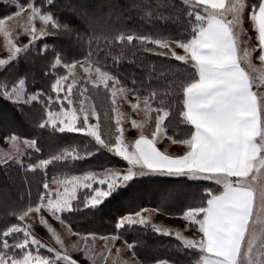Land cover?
I'll list each match as a JSON object with an SVG mask.
<instances>
[{
	"label": "snow or ice",
	"instance_id": "6c2138e0",
	"mask_svg": "<svg viewBox=\"0 0 264 264\" xmlns=\"http://www.w3.org/2000/svg\"><path fill=\"white\" fill-rule=\"evenodd\" d=\"M54 0H40V3H12L15 11L0 17V31L7 41V56L0 58V69L8 65L12 59L33 45L37 40L53 34L63 35L74 44L84 47L88 52L84 60L68 61L62 54L54 55V63H49L52 71L61 67L64 74L58 75L49 89H39L31 94H21L23 87L17 89V83L0 81V95L13 99L21 106L43 100L44 111L39 119L42 128L51 127L59 131H71L93 137L96 142L109 148L115 155L128 162L127 168H101L89 170L82 175L66 176L63 179L52 177L45 179L34 205L18 208L13 215L18 222L3 232L0 241V264H82L74 259L64 245L60 236L48 225L43 215L39 222L48 225L56 238L58 247L43 245L30 224L25 223L32 214L51 213L53 217L65 224L64 212H71L75 202L81 201L82 207H96L103 203L117 188L130 181L137 172L147 169L168 175H186L193 178H205L213 182L214 188L206 190V194L195 206L181 215L183 224L180 228L166 227L153 220V213L166 211L164 208H141L119 218L115 234L101 236L107 241L105 248L110 254L117 240H122L121 248L130 252L128 260L120 258L113 264H148L137 258L135 246L125 239L120 229L151 230L163 236L173 237L181 242L185 249L199 253L200 259L190 264H264V233L257 230L264 227V84L257 86V81L250 72V60L247 51L243 55L241 45L247 40H256L259 49L258 59L264 62V2L252 9L250 18L255 22L258 36L248 37L243 32L244 0L229 3L224 0H184L191 6L190 14L195 17L190 38L176 40L163 36L137 35L132 32H120L113 35L112 43L131 45L138 40L144 51L154 52L158 56L171 57L194 69L195 75L190 82L181 81L176 88L180 95L169 97L168 103L157 100L158 92L152 89L151 83L142 94L141 89L129 88L117 75L94 67V58L109 55L108 49L101 51L100 40L111 33L108 23H101L87 18V13L71 9L76 15L85 19L88 29L82 31L72 23H62L60 19L47 10ZM172 0H155L150 9L163 18V9ZM129 11H143L144 0H130ZM201 10L203 13L201 14ZM229 16L231 17L229 19ZM42 21L43 26L37 28L35 21ZM11 21L16 22V35L23 34L27 43H17L11 31ZM96 44L93 50L92 45ZM155 46V47H153ZM45 49L48 45L44 46ZM177 49L183 50V55ZM50 58L48 59V61ZM249 60L247 64L245 61ZM98 62V60H97ZM115 63V60H113ZM92 73L88 81L96 87L101 84L110 94L111 108L115 113L114 139L103 136L101 121L95 105L85 106V89L77 88L79 96L78 109L65 108L63 101L73 103V86L78 83L76 70ZM18 81V83H22ZM255 89V90H254ZM135 96V102L128 100L135 112H143L144 119H130L133 128L139 129L138 138L127 141L121 126L124 119L117 105L119 101ZM160 106L153 108V102ZM173 103L178 107L173 108ZM178 121L186 124V138L179 139V152H169L157 146L159 139L165 136V121L173 113ZM154 113V116L152 115ZM26 117L31 119L29 113ZM96 117V123H90V117ZM172 122L169 121V124ZM150 124V126H148ZM7 141L9 147L4 149L0 157V165L8 167L9 163L19 164L32 172L46 169L53 161L82 159L79 152L63 151L59 155L38 162H24L27 150H38L37 140L29 139L15 131L0 132V142ZM176 143V141H173ZM91 155L85 152L84 157ZM50 184L52 185L50 187ZM67 231H73L69 222ZM185 228L196 229L193 235H185ZM93 239L97 233H89ZM11 238V243L10 239ZM38 250L48 249L50 255L33 254L32 246ZM83 254L92 264H99L90 255L87 243ZM107 264V262H105ZM152 264H170L167 260H157Z\"/></svg>",
	"mask_w": 264,
	"mask_h": 264
},
{
	"label": "trees",
	"instance_id": "16d2710c",
	"mask_svg": "<svg viewBox=\"0 0 264 264\" xmlns=\"http://www.w3.org/2000/svg\"><path fill=\"white\" fill-rule=\"evenodd\" d=\"M18 1L32 2V0ZM254 1L253 4L257 8L261 0ZM34 2L39 4L40 0H34ZM129 2L130 0H54L53 4L47 6V10L52 11L53 15L58 17L62 23H72L82 31L88 29V23L71 11L73 8L85 13L89 12L90 19L108 23L111 27V33L107 37V43L101 38L100 48L101 51L110 50L109 55L94 58L92 61L94 67H101L102 71L119 76L128 87L141 89L142 94H147L145 89L151 83L152 89L158 92L157 100L163 99L164 103H168L169 97L175 98L180 95L176 85L181 83L182 80L190 82L194 78V69L188 65H183L182 62L176 61L174 58L158 56L154 52L144 51L138 40H134L131 45L121 46L113 44L112 37L120 32H132L137 35H150L153 37H155L154 33H158V37L163 35L180 39L178 31L180 30L179 27H181V16L185 13V10L191 9V6L186 5L185 2L183 3L182 0H172L171 4L169 3L161 9L164 13L162 18L158 13L153 15L150 9L155 0H144V7L149 9L143 11H129L127 9ZM14 10L15 6L0 2V17ZM186 31L187 33H185L184 37L181 36L183 40L190 38L191 31L189 29ZM44 40L55 44V46L57 45L56 49L58 51L73 58H83L88 52L87 44L84 47L76 45L71 39L56 34L55 31ZM92 48L93 50L96 48L95 43H93ZM52 51L55 53L54 50ZM50 55L51 51L47 52V56ZM113 60H115V63H113ZM24 64L23 67L28 68L29 71L31 70L32 74H42L43 66L37 63L35 65L32 63L31 67L29 63ZM48 68L45 70V74L50 73ZM17 75L21 76L22 72L20 74L16 73ZM91 87L92 97L98 104L97 107L103 109V112L100 109L103 119L106 120L108 115L107 118L109 120L105 127L109 128L112 122L109 112L111 109L110 94L104 89L102 84L99 87L91 84ZM17 105L19 104L0 96V125L8 130L19 132V134L29 135L31 130H33L34 134V130H38L41 127L35 128L31 120L25 115L26 112H29L32 117V114H34V111L31 110L32 107L19 110ZM159 106L158 103L153 102L154 108ZM176 107L178 105L173 103V108ZM35 115L38 116V114ZM169 121L172 123L169 124ZM165 125V132L174 140L186 138L188 126L178 121L175 112L165 121ZM54 133L59 136V139L42 128L38 131V136L44 137L43 141L38 142L41 147L39 157H47L56 152L61 153V150L73 148L75 146L73 144H78V135H73L77 141L76 143L72 136H66V133ZM51 148H53V153H48ZM99 153L100 151L94 152L90 157L72 160L71 162L69 160L54 161L53 164L46 168L47 175L42 170L26 173L19 165H13L11 162L8 167L0 165V241L4 238L3 232L9 226L18 222V216L13 215V211L37 202L39 194L43 191L42 184L46 177L57 174L56 170L58 169L66 175L67 173L89 171L92 169V164H95V159H99ZM93 157L95 158L92 159ZM112 164L115 165L113 161ZM104 166L106 165L98 164L93 168ZM214 187L213 182L209 180L193 182L186 181V176L172 177L168 174H149L142 178L130 180L126 186L114 191L106 202L98 208H84L77 201L73 211H66L62 215L67 223H71L74 231L83 233L88 231L115 233L116 223L121 215L136 211L143 206L162 207L166 209V213L179 214L185 207L195 206L206 194V190ZM119 231L125 234L126 240L135 243V249H141L140 257L148 264L169 257H174L176 260H183L182 257H187L186 254H180L182 250L177 249V246L174 245V243L178 242L173 237L159 235L139 226H134V229L130 230L126 226L125 229H120ZM9 239L11 243V238ZM182 252L184 253L185 251ZM198 255L199 253H197ZM197 259H200V257H197Z\"/></svg>",
	"mask_w": 264,
	"mask_h": 264
},
{
	"label": "rangeland",
	"instance_id": "374dc122",
	"mask_svg": "<svg viewBox=\"0 0 264 264\" xmlns=\"http://www.w3.org/2000/svg\"><path fill=\"white\" fill-rule=\"evenodd\" d=\"M0 2H5V3H9V4L26 3V2H20L18 0H0ZM182 2L184 3V0H182ZM253 2H255V1L254 0H244L245 9H244V13H243L244 18H243L242 27H243V32L246 33L248 37L257 36L255 28L253 26V21L250 18V13H251L252 9H257V8H255ZM229 3L235 4V3H237V0H227V5ZM185 9H187V8H185ZM190 12H191V9L189 8V9L185 10V13L181 16V24H180L181 27H179L180 30L178 31L179 35H180V39L174 38L171 36H163V35L162 36L167 37V38L176 39V40H183V39H181V36L184 37L185 33H187V31H186L187 29H189V31H192V25L195 22V17L193 15H191ZM201 14L202 15L205 14V13H203V10H201ZM87 16L90 19V13L89 12H87ZM230 18L231 17L229 16V19ZM9 23L13 26L11 31L13 32V36H14L15 41L17 43H20V42L27 43V38H25L23 36V34L16 35V22L11 21ZM35 25L37 28L42 27L43 22L37 20V21H35ZM162 31L165 32L164 30H162ZM166 32H168V31H166ZM181 32H183V33H181ZM47 36H49V35H47ZM47 36L43 37L40 40H37L33 45H31L26 50L21 52L18 56H16L14 59H12L11 62L8 65H6L3 69H0V81L6 80L10 83H17V89L18 90L21 87H23V92L21 94H28V93L31 94L32 92H35L39 89H44V90L49 89L50 84L54 83V80L57 78V76L64 74V70L61 67L57 66L56 69L50 71V73L46 72L47 74H45V70L47 69L48 64L54 63V55L63 53V52L58 51L56 49L57 45L55 46V44L46 42L44 40ZM154 36L158 37V33H154ZM45 45H48V47L46 49L44 47ZM241 48H242V51L240 52V55H243L244 51H247V53L249 54V60L251 63L249 70H250L251 74L253 75V77L255 78V80L257 81V86H259L260 84H264V65L262 64L263 62L259 61L258 58L255 56V53L258 51L257 41L251 40V39L247 40L244 44L241 45ZM52 50H54L55 53H53ZM50 51H51V55L47 56V52H50ZM177 52L180 55L184 54L182 49H177ZM62 55L68 61L79 59V60H81V62H83V60H84V57L83 58H81V57L73 58V57H70L68 54H64V53ZM6 56H7V41L3 35V32L0 31V58H4ZM49 58H50V60L48 61ZM249 60H246L245 64H247L249 62ZM24 63H26V64L29 63L30 67L32 66V63H33V65H35V63H37L38 65L43 66L42 74H44V75H42L40 73L32 74V72H30L31 70L29 71L28 68L23 67L25 65ZM15 66H17V67H15ZM16 70H19V71H16ZM11 71H12V75H11ZM21 72H22L21 76L20 75L16 76V73L20 74ZM90 75L91 76L95 75L94 70L92 73H84L83 70L80 68H78L76 70V78H77L78 83L73 86V88H74V94L72 97L73 103L71 105H69L67 103V101H63L64 106L66 109L67 108L78 109L80 107L79 96H78V94H76L75 90L77 88L85 89V97H87V99L85 100V106L87 107L89 105H95L96 112L99 114L100 121H101L102 135L110 137L111 139H114L115 138L114 137V133H115L114 125H115V119H116L115 113L112 111V108H111L109 111L110 117L112 120L111 127H109V128H107V126L105 127V125H107V122L109 120L107 118L108 115L106 116V120L103 119L102 113L100 111V109H101L103 112V109L97 107L98 104L95 102L94 98L92 97L91 84H93V83L86 82V81H88V78ZM21 78H23L22 83H18V81H21ZM0 96H2L4 99H6L8 101H12L14 103L13 99H10L4 95H0ZM128 100H132L133 102H135V96L134 95L129 96L127 100L119 101L117 107H118L120 113H122V115L124 117H128V119L123 120L121 126L124 129L125 140L131 142L135 138H138L139 129H135L131 126L130 119L143 120L145 117H144L142 111L141 112H135L134 110H132L130 107V104L128 103ZM111 104H112V101L110 98V106H111ZM17 106H18L19 110L32 107L31 110L34 111V114H32V117L30 119L31 123L34 124L35 128L40 127L39 126V119H40L42 112L44 111V104H43L42 99L39 101H34L32 104L23 105V106L17 105ZM37 112H39V113H37ZM27 113H29V112H27ZM35 114H38V116H36ZM152 115L154 116V113ZM0 116H1V113H0ZM89 122L90 123H96V117L95 116L90 117ZM112 123H113V125H112ZM109 126H110V124H109ZM148 126H150V124ZM40 129L34 130V134H33V130H31V134L29 133V135H23L22 134L23 136H26L29 139H36L37 140V147H38V150H36V151L34 149L27 150L28 155H26L24 157V162L26 164L29 162H38L39 160L49 159L52 156L60 154V152H56L55 154L49 155L47 157H39V155H40L39 152L41 151V147L38 145V142L44 140V137H42V136L40 137L37 134ZM42 129H44L48 133H51L53 136L57 137L58 139H59V136L56 135L54 132H59L62 134L66 133L65 134L66 136H72L73 139H74L73 135H78V139H77L78 144L77 145L73 144V145H75L73 148H66L64 150H61V152H63V151H68V152H73V153L79 152L81 154L82 159H84L85 158L84 157L85 152L91 153V155H93L94 152L100 151L99 159H95V161H94L95 164H92V169H90V170H99L101 168H108V167H112V168H127L128 167L127 161H125L121 157L115 155L112 151L109 150V148L98 144L96 142V140L91 136H87V135H83L81 133L71 132V131H59L56 129H52L51 127L42 128ZM7 131H9V130L0 125V132H7ZM17 133L19 134V132H17ZM74 141L77 143V141L75 139H74ZM8 147H9V145H8L7 141L0 142V157H2L4 155L3 150L8 148ZM185 147H186L185 145H181L180 147L179 146L178 147L177 146H171V148L173 150H178V151L180 150V148H185ZM48 153H53V148L49 149ZM91 155H89L87 157H90ZM112 157H114V158L112 159ZM94 158L95 157H93L92 159H94ZM114 159H115V161H114ZM69 161L71 162L72 160H69ZM112 161L115 165L112 164ZM53 163H54V161H53ZM53 163H51V164H53ZM96 163L104 164L106 166L101 167V168H93L96 165H98ZM51 164H49V165H51ZM16 165H19V164H16ZM19 166L22 168V170L26 171V173L27 172H31V173L35 172V171L32 172L30 170H26L21 165H19ZM37 170H42L46 175L48 174L46 169H37ZM56 173L57 174L52 175L51 177L55 176L57 178L63 179L66 176L82 175L83 174V173H67V175H66L64 172H60V169L56 170ZM149 174H150V170L144 169V170H142V172L138 171L137 175H135L132 179L142 178V177H145ZM153 175H159V174H153ZM51 177H46V179L51 180L52 179ZM172 177H176V176H172ZM187 180L196 182V181L208 180V179L193 178V177L191 178L189 176H186V181ZM127 183L122 185L121 187L126 186ZM51 186L52 185L50 184V187ZM119 188H117V190ZM107 198L103 201L102 204H104L106 202ZM78 202L81 203V201H78ZM102 204H100L96 207H87V208L95 209V208L100 207ZM141 208L152 209V207H145V206H143ZM141 208L137 209L136 211H139ZM187 209H189V208L185 207V209L182 210L179 214H169V213H166V211H162L164 214H166V215H164L163 213L155 212V213H153V220H154V222H156L158 224H162L166 227L180 228L183 224H187L186 221H183V217L181 215ZM133 212H135V211H133ZM133 212H130V213H133ZM130 213L121 215L120 217L126 216ZM167 214L172 216V217L167 216ZM40 215L44 216V219L48 221V225H51V228L54 229L55 232L64 241L65 247L67 248L68 252L73 256V258L81 261L82 264H92V261L88 260L87 257H85L83 254V248H84L85 243H87V247H88L90 255H92L95 260L99 261V264H105V262H107V264H113L114 261H118L120 258H123V260L130 259V256H131L130 252L122 251L119 254V256L116 253V249L121 248L122 240L116 241L115 246L112 248L110 254L106 251L105 245H106L107 241L104 239H101V236H110V235H114L115 233H103L100 231H88V232L83 233V232H78V231H74V230L71 233H69L67 231V228H66V225L68 224L66 221H65V224H61L60 221L57 220L55 217H53L51 213H47V212H42L39 214H32V215H30L29 219L25 221V223L30 224L32 226V230L35 232L36 236L41 240V243L43 245H47L49 247H58V245L56 243V238L53 235L52 231L49 230L48 225H44V224H41L39 222V216ZM119 218H118V220H119ZM118 220H117V222H118ZM195 231H196V229H194V228H185L184 234L185 235H193L195 233ZM91 232L97 233L95 239H93L92 236L89 234ZM261 233H264V227L258 226L257 244H259V235ZM176 241L178 243H174V245L177 246V249L185 251L184 253L181 251L180 254H184V255L186 254L187 257H185V258L182 257L183 260H178V259L176 260V258H174V257L164 258L163 260L169 261L170 264H190L191 260L193 262H195L197 257H193V256L194 255L197 256V253H195L189 249L183 248L181 245V242L178 240H176ZM129 243H132L135 246L134 242H129ZM30 250L33 251L34 255L37 254V252L41 256L50 255L48 249L45 247H41L37 250L36 246L33 245L32 249H30ZM135 250H136L137 258L140 260H143L140 257L141 249L138 248V250L137 249H135Z\"/></svg>",
	"mask_w": 264,
	"mask_h": 264
},
{
	"label": "crops",
	"instance_id": "0c3cea01",
	"mask_svg": "<svg viewBox=\"0 0 264 264\" xmlns=\"http://www.w3.org/2000/svg\"><path fill=\"white\" fill-rule=\"evenodd\" d=\"M260 2H264V0H261ZM224 3H225V5H227V0H224ZM257 12H258V7H257ZM253 26H254V28H255V31H256V35L258 36V31L256 30V26H255V22L253 21ZM240 54V53H239ZM259 49H258V51L255 53V56L258 58V56H259ZM256 59V58H255ZM259 60V59H258ZM260 61V60H259ZM263 65H264V62L262 63ZM255 90V89H254ZM173 141H176V143H173ZM178 141L179 140H174L173 138H171L170 136H168L167 135V133L165 132V136L163 137V138H161V139H159V141H158V143H157V146L158 147H161L162 148V150H166V151H169V152H179L178 150H173L172 148H171V146H181L179 143H178ZM167 145V146H166ZM186 148V147H185ZM163 174V173H159V172H152V171H150V174ZM169 176H176V177H181V176H186V175H179V176H177V175H169ZM192 178V177H191ZM154 207H152V209H153ZM158 213H163L162 211H159ZM164 214V213H163ZM164 215H166V214H164ZM167 216H169V217H172V216H170V215H168L167 214ZM175 217V216H174Z\"/></svg>",
	"mask_w": 264,
	"mask_h": 264
}]
</instances>
